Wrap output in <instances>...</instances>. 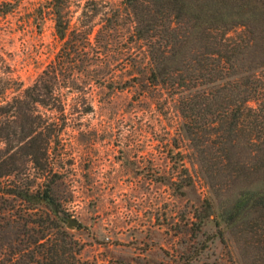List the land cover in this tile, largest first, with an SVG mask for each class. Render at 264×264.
<instances>
[{"label": "trees", "instance_id": "16d2710c", "mask_svg": "<svg viewBox=\"0 0 264 264\" xmlns=\"http://www.w3.org/2000/svg\"><path fill=\"white\" fill-rule=\"evenodd\" d=\"M109 3L105 21L110 25L104 22L108 32L117 30L124 16L132 25L117 49L121 57L113 59L121 62L120 68L108 59L115 52L108 43L92 47L72 26L68 0H47L38 13L53 16L60 51L33 85L16 89L11 98L0 93V112L7 113L0 115V141L7 143L0 156V264H95L82 258L83 245L65 226L54 180L58 174L49 168V157L55 122L69 116L64 94L57 90L61 76L110 66L126 71L132 79L127 88L139 84L171 92L182 118L179 131L190 144L192 168L210 189L193 210L197 232L206 234L210 244L238 233L247 238L243 248L255 250L254 264H264V0ZM87 46L92 64L83 60L76 69L73 55H82ZM32 104L54 113L47 118L52 122L45 137L35 129ZM15 120L18 128L13 131ZM14 141L21 151H13ZM28 147L34 165L39 152L46 161L35 181L13 167L15 153L21 155ZM169 184L182 192L177 183ZM231 185L240 190L223 205L220 188Z\"/></svg>", "mask_w": 264, "mask_h": 264}, {"label": "rangeland", "instance_id": "374dc122", "mask_svg": "<svg viewBox=\"0 0 264 264\" xmlns=\"http://www.w3.org/2000/svg\"><path fill=\"white\" fill-rule=\"evenodd\" d=\"M122 1L68 0L72 26L92 47L108 43L109 50H115L108 57L111 62L121 57L117 49L132 26L124 16L117 30L104 27V22L110 25L105 21L109 2L121 6ZM46 3L0 0V93L8 98L18 93L16 89L33 85L61 49L53 16L44 11L41 18L38 13ZM92 57L87 46L82 55H73L74 67L83 60L86 66L92 64ZM120 64L115 62L119 68ZM110 67L67 71L57 88L64 94L69 116L53 127L49 168L58 174L56 193L65 218L80 223L75 229L67 222L65 226L83 245L82 258L95 264H254L255 250L242 246L247 238L227 234L210 244L193 226V210L210 189L200 171L192 168L190 144L179 131L182 118L171 92L140 86L138 80L132 81L137 87L127 88L132 79L126 71ZM31 110L37 133L47 136L52 122L47 118L54 113L39 104H32ZM18 122L10 125L13 131ZM13 143V151H21V145ZM6 148L0 141V156ZM31 150L15 153L13 167L35 181L46 161L39 152L34 165ZM173 182L182 192L170 187ZM239 190L232 185L220 188L221 204Z\"/></svg>", "mask_w": 264, "mask_h": 264}, {"label": "water", "instance_id": "95a60500", "mask_svg": "<svg viewBox=\"0 0 264 264\" xmlns=\"http://www.w3.org/2000/svg\"><path fill=\"white\" fill-rule=\"evenodd\" d=\"M64 219L66 220L69 229H75V228L78 227L79 224H80L79 221L76 220V219L65 218V217H64Z\"/></svg>", "mask_w": 264, "mask_h": 264}]
</instances>
